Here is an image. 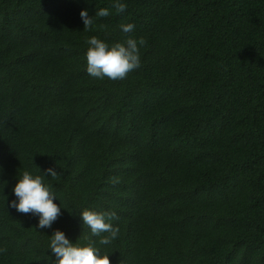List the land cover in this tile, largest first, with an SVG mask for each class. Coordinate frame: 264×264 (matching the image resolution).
Here are the masks:
<instances>
[{"label": "trees", "instance_id": "1", "mask_svg": "<svg viewBox=\"0 0 264 264\" xmlns=\"http://www.w3.org/2000/svg\"><path fill=\"white\" fill-rule=\"evenodd\" d=\"M121 2L0 0V264H54L56 230L111 264H264V0ZM92 36L143 37L141 66L94 79ZM24 170L55 192L50 228L10 206ZM84 209L117 213L111 244Z\"/></svg>", "mask_w": 264, "mask_h": 264}, {"label": "clouds", "instance_id": "2", "mask_svg": "<svg viewBox=\"0 0 264 264\" xmlns=\"http://www.w3.org/2000/svg\"><path fill=\"white\" fill-rule=\"evenodd\" d=\"M113 7L117 13L126 11L127 5L121 0H114ZM108 8H100L95 12L96 17L106 18L110 15ZM84 29L90 30L94 20L87 10L80 12ZM121 30L127 34L134 30V25L123 24ZM87 73L94 79L123 80L128 74L141 66L140 48L146 45L143 37L136 39L129 36L123 42L109 44L96 36L86 40ZM46 172L53 178L57 172L49 168ZM112 183H119V178L113 177ZM16 199L10 206L22 214H32L38 217V227L50 228L61 215V206L54 203L56 199L52 186L45 182L44 176L34 175L24 170L12 189ZM83 224L92 236L100 237L101 245H109L118 237L119 228L111 221L118 219L115 211L84 209L80 213ZM107 233L108 235H102ZM49 248L55 255L54 264H111L108 253L101 254L95 242L88 240L86 244L72 243L61 230H56L51 236ZM6 249H0V252Z\"/></svg>", "mask_w": 264, "mask_h": 264}]
</instances>
